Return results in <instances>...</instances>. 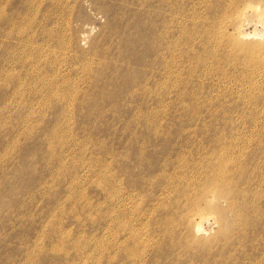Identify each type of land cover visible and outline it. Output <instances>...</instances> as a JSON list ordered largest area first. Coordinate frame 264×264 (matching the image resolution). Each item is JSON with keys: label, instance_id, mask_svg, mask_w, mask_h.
Here are the masks:
<instances>
[{"label": "rangeland", "instance_id": "obj_1", "mask_svg": "<svg viewBox=\"0 0 264 264\" xmlns=\"http://www.w3.org/2000/svg\"><path fill=\"white\" fill-rule=\"evenodd\" d=\"M93 1L37 0L33 10L25 6L26 0H0V264H133L124 253L140 251L142 245L116 221L124 215L130 227L134 209L146 214V201L158 183L150 180L146 166L153 164L157 171L164 141L175 151L195 143L209 147L211 139L239 138L248 141L244 163H264V66L252 77L248 55L238 48L216 47L217 31L224 32L222 23L232 21L215 8L220 4L209 8L217 0H165L167 32L174 35L181 19L183 30L191 33L180 39L177 48L184 54L177 59L183 79L187 68L195 69L194 82H183L179 91V84L169 78L167 90L143 96L145 104L120 88L119 71L126 67L123 71L132 73L138 66L134 57L131 63L124 57L121 65L116 39L111 38L116 32L108 28H119L114 19L127 17L130 8L103 12L98 6L115 0ZM145 1L133 7L142 9ZM259 10L254 5L240 7L238 13L246 19L226 23L233 45L260 40L264 23ZM141 49L138 44L136 50ZM102 50L103 74L116 71L111 81L119 83L118 89L98 105L77 106L88 93V82L81 77L89 76L88 67H95L91 59L103 58ZM197 57L203 58L208 74L197 70ZM241 57V62L235 61ZM216 58L217 67L210 69ZM150 68L140 67L144 79L151 74L152 87L156 72ZM18 82L21 95L13 91ZM54 82L78 88V98L66 105L64 99L55 101L62 97L55 95L59 91L54 85L47 86ZM27 84L36 90L29 92ZM141 147L148 154L143 161ZM212 216L201 222L204 232L196 235L203 243H190L188 250L180 247L175 257L156 254L155 262L151 259L157 250L150 246L142 253L144 264H264V196L247 213L240 239L239 229L226 232ZM152 221L149 228H157Z\"/></svg>", "mask_w": 264, "mask_h": 264}, {"label": "bare ground", "instance_id": "obj_2", "mask_svg": "<svg viewBox=\"0 0 264 264\" xmlns=\"http://www.w3.org/2000/svg\"><path fill=\"white\" fill-rule=\"evenodd\" d=\"M26 1L28 3H25V6L27 8H33L34 10L37 0ZM164 2L165 0H147V3L145 1L142 9H139L136 6L135 8L133 7L138 3V0H115L113 5L105 2V5L98 6L103 12L111 9L122 11L130 8L127 17L122 16V18L116 17L114 19L115 23L113 24H118L119 28H115L114 26H111V24L108 28L110 31L116 32V35L111 38L116 39L117 57L121 65L124 66V57H127V61L130 60V63L132 58H135L138 67L135 68V72H132L133 75L129 70L123 71L126 67H123V69H121L122 71H119V74L121 75V82H123H120V88H123L130 93L132 97L133 95L140 96V102L138 104L143 103L145 100L143 97L144 95L155 89L162 91L167 90V80L169 78L170 80L173 79L172 82L175 81V84H179V91L183 82H194L193 75L195 69L187 68L186 71L188 77L186 80L183 79V76H181V73L179 72L180 67L177 59L178 55L181 57L184 54V51L180 52V49L177 48L180 39L186 37L189 38L191 33H188L186 29L183 30L181 19L176 22V32L174 35L167 32L166 29H168V27L164 17L165 12L163 11ZM228 3H230V6H227ZM40 4L41 3H38L37 5L39 6ZM218 4L220 5L215 6V8L219 7L216 9L220 11L224 10L228 13L229 17L232 18V21H225L222 23L224 32L217 31L216 47L227 46L233 51H237L238 48L243 54L245 53L248 55L249 57L247 58V61L249 62L248 66L250 67L249 75L254 77L258 71V66H264V40L261 39L264 38L263 31L260 32L262 34L260 35L262 36L261 38L257 35L260 40L243 43L238 47L231 43L235 39L231 34L227 33L225 25L226 23L228 25L236 23L240 24L242 19H246L238 13L240 7L244 8L250 5H254L258 10L260 9L259 14L264 23V0H229L228 2L225 0H217V2L210 5L209 8ZM129 5L132 7H129ZM150 5L155 6V8L151 9ZM180 11L182 13V9H180ZM154 15L156 18L153 17ZM121 22H123L122 31L120 30ZM145 25H147L146 28L144 27ZM241 35L246 36L248 34L242 33ZM138 44H142V49L140 51L136 50ZM100 54L103 58L91 59V63L95 67H88L89 76L81 77L83 82H88L86 83V92L88 93L78 100L77 106H82V104L84 105L86 103L98 105L105 100V96L111 95L112 97L115 89H118L117 87L119 83H113L116 81H111V78L116 74V71L112 69L109 73L103 74L102 64L105 62V52L102 50ZM147 56L149 58L144 61L143 57L145 58ZM114 58L115 57L108 59L107 62L114 60ZM191 58L194 59L195 57L192 56ZM69 59L70 57L64 58L66 62ZM202 59L197 57L194 60L199 61L196 68L198 71L208 74L204 72L205 65L200 62ZM235 61L241 62L242 57ZM141 64L147 65V67L152 66V68H150L151 70L153 68L155 69L156 75H152L156 76L153 77L154 86L150 87L148 85V79H150L151 74L148 75V73L144 79V76L142 75L143 68L142 70L140 69ZM82 65L85 66L83 62H80L81 68ZM217 65L218 60L216 58V60H212L210 69L217 67ZM136 69H140L139 73L141 76H139L140 74L136 75ZM173 69L176 72L173 71ZM11 80H13L12 77ZM170 80L169 82H171ZM187 83L185 84L187 85ZM28 85L30 84H27V86ZM52 85H54L57 91H59L55 93V95L62 97L59 100H54L59 102L64 99L65 105L73 103L80 94L78 88L69 84H65L62 87L55 84V82L47 84V86ZM189 85L190 87L192 86L190 83ZM21 87L18 82L17 87L13 90L14 94L21 95ZM192 87L194 88V86ZM27 89L29 92L36 90L33 89V86H28ZM191 89L192 88H190V90ZM190 92L191 91H189V93ZM191 96H193V99L194 95ZM196 96L197 95H195V97ZM202 104H205V102ZM156 128L157 127L153 129L155 132H158ZM210 141L209 147L200 143H195L190 146L185 143V149L181 147L175 151H172V146L164 141L162 142L164 147L162 149L163 151L159 153L163 154L164 157L161 159L162 161L159 162L158 167L155 164L157 167L156 172L158 173L154 171L153 164L146 166V168L151 170L150 180L154 182L155 179H157L158 181L154 193L148 197L146 201L147 204L145 208L149 209L146 211V214L140 212L139 208L134 209L133 220L131 219L134 222L130 227L124 222V215H122L123 218L119 216V220L116 221V223L118 222L117 225L122 224L124 226L128 231L127 233L131 234L132 239L137 244L142 245L140 251L130 249V254L124 253V256L127 255L130 257L129 259L133 261V264L145 263L142 259V253L150 246L155 247L157 250L151 259L155 262L157 261V258L155 257L157 256L156 254H171V257H175L178 254L176 251L178 248L186 246L185 249L188 250L189 245H191L190 243H203L197 239L198 237L196 235L204 232L202 231L203 228L201 227V222L210 214L214 216H212L214 219L221 222L220 225H222L221 227H224V231L226 230V232H229L231 229L237 228L239 229L237 231L240 233L239 239L245 235V227L243 225H245L247 220V213L252 210V208L256 207V202L264 196V163L250 167L244 163L242 157L245 153L244 148L246 147V143H248L246 140L243 142L239 138H236L223 142H220L217 139H211ZM258 143L261 144L262 142L259 141ZM139 153L140 161H143L146 156L148 157L147 152L142 147L140 148ZM170 153H173V155H170ZM152 157L155 156L152 155ZM155 158L157 159L158 156ZM129 216L132 218L131 215ZM138 218H147V220L145 221ZM149 219L153 220L152 223H154L157 228L153 226L150 227L151 229L149 228ZM123 226L121 228H123ZM213 238L217 239L216 236L212 237V239ZM222 238H219V240ZM222 243L226 244L227 242Z\"/></svg>", "mask_w": 264, "mask_h": 264}]
</instances>
